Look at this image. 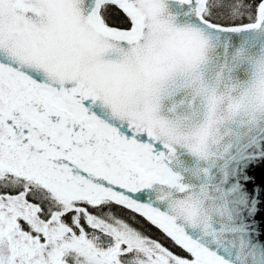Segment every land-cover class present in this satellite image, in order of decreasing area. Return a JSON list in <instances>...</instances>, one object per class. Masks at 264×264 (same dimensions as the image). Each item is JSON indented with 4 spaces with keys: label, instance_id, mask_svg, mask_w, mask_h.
Segmentation results:
<instances>
[{
    "label": "snow or ice",
    "instance_id": "obj_1",
    "mask_svg": "<svg viewBox=\"0 0 264 264\" xmlns=\"http://www.w3.org/2000/svg\"><path fill=\"white\" fill-rule=\"evenodd\" d=\"M0 264H264V0H0Z\"/></svg>",
    "mask_w": 264,
    "mask_h": 264
},
{
    "label": "water",
    "instance_id": "obj_2",
    "mask_svg": "<svg viewBox=\"0 0 264 264\" xmlns=\"http://www.w3.org/2000/svg\"><path fill=\"white\" fill-rule=\"evenodd\" d=\"M254 174L256 175V177L259 180L260 176L262 175V170L258 168V169L255 170V173Z\"/></svg>",
    "mask_w": 264,
    "mask_h": 264
}]
</instances>
